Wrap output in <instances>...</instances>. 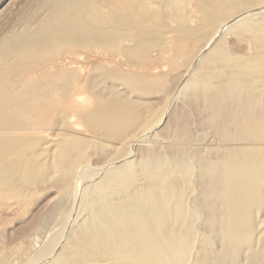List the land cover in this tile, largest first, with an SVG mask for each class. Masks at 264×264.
I'll return each mask as SVG.
<instances>
[{
    "label": "bare ground",
    "instance_id": "obj_1",
    "mask_svg": "<svg viewBox=\"0 0 264 264\" xmlns=\"http://www.w3.org/2000/svg\"><path fill=\"white\" fill-rule=\"evenodd\" d=\"M38 1L47 8L42 16L43 22L55 23L57 27L31 29L33 16H30L24 21V32L21 35H12L6 43H3V38L2 42L0 41V67H7L12 60L29 67L27 73L29 77L26 79L21 74H15L8 82L0 80V194L10 197L19 196L25 189L46 185L57 172L61 177L58 183L60 187L64 186L70 170L75 165L86 164L85 156L91 143H101L105 139L110 143L116 141L127 146L140 140V136L133 137L131 132L139 130L144 125L145 115L148 113L147 107L136 105L134 101L116 95L114 90L104 86L99 74L88 78L86 73L88 67L91 69V65L93 67L91 70L103 74L105 64L107 66L116 64L122 59L121 57L134 59L133 61L145 57L149 42L158 38L157 29L170 21H165L168 16L163 11H159L156 0ZM208 1L213 4L211 12L222 2ZM160 8L162 9L161 6ZM193 17L194 15L192 19ZM192 19L190 22L193 23ZM175 20L179 23L185 21L177 18ZM198 21L199 19L196 22ZM185 26L179 31L182 36L200 37L201 26L197 28ZM262 26L259 27L263 28ZM173 37L168 36V38ZM46 52H51L56 57L50 55L52 58L48 59L49 62L41 66L33 63L35 58H40ZM8 57L12 59L8 60ZM81 58L86 62H81ZM249 64L251 68H247V64L240 71L243 76L251 79L248 84L229 83L218 90L221 96L219 98H222L224 103L216 115L218 118H226L230 121L235 137L256 138L262 141L264 102L260 103V98L264 89V55ZM141 68L143 67L140 66L138 70ZM136 72H134L135 76H137ZM227 75L226 77L229 78ZM92 91H96L91 97L94 103H97L94 110L90 107L93 101L86 100L83 96ZM201 94L202 92L198 91L196 95L200 100L203 99ZM190 98L188 97L192 101ZM206 105L209 103L205 104V108ZM220 121L217 120V123ZM156 126L157 124L154 127ZM154 127L139 135L142 137L150 134ZM221 127L219 124L215 127V131L220 136L224 132ZM170 132L168 136L164 132V137H169ZM171 133L190 137L183 126L176 125ZM136 135L134 133V136ZM242 142L245 140L243 139ZM251 143L254 145L255 142ZM262 145H264L263 141ZM258 147L260 148L256 150L264 148ZM104 149L102 144L98 150L102 153ZM167 152L168 156L164 159L149 154L150 152H144L140 158L139 168L134 173L123 168H119L117 173H114L110 171L112 168H108L109 172H106L103 181L104 186H95L88 191L89 201L83 210L84 218L80 219L81 222L73 230L64 254L57 264H207L209 243L197 237V229L193 222L199 217L198 214L190 211L192 201H188L192 187L190 183L192 184L194 180H190L192 175L190 173L194 171L198 172V187L201 190L195 195L198 197L193 203L196 204L194 208L201 209L199 212L204 218L203 223L201 222L202 230L210 233L212 238L220 237V241L225 242L224 245L230 249V252L237 245H241V242L249 244V238L244 237L243 233L247 224H251L249 219L251 209L264 204V155L255 154L254 151L246 156L241 155L243 153L237 154L232 160L196 157L197 165L190 166L187 162H183L177 153ZM56 160L60 164L59 167L57 162L55 163ZM116 182L122 183V186L115 187ZM46 219L47 217L41 221ZM198 242L199 248L195 254L194 248ZM229 253L228 257L232 256V253Z\"/></svg>",
    "mask_w": 264,
    "mask_h": 264
},
{
    "label": "rangeland",
    "instance_id": "obj_2",
    "mask_svg": "<svg viewBox=\"0 0 264 264\" xmlns=\"http://www.w3.org/2000/svg\"><path fill=\"white\" fill-rule=\"evenodd\" d=\"M221 1V3L223 4H217L215 9L211 12L213 4L208 0H156L159 5V11H163V13L167 14L168 16L165 21H176L174 23L177 25L175 26L174 23H170V21H168L164 23L162 28L157 29L156 33L158 34V38L149 42L146 50L148 53L146 52L145 57L139 58L136 61H133L134 59L128 60L125 57H121L122 59H119L118 63L116 64H109V66L105 64L104 71H102L103 74L96 72L94 69L91 70L93 68L92 65L90 66L91 69L88 67V72H85L88 78H90L91 76H98L99 74V78L101 81H103L104 86L108 87V89L112 91L114 90L116 95H119V97L123 99L127 98L128 100H132L136 103V105H144L147 107L148 113L145 115L146 120L144 122V125L145 123L146 125H143L141 128H139V130L131 132V136H140V140L136 143H133L132 145L127 146L121 145L116 141L110 143L109 140L106 141L105 139V141L103 140L105 143L103 141L101 143H91L85 156V158H87L85 161L86 164H84L83 166L75 165L70 170V175L64 186L61 185L60 187V184L58 182L60 181L61 177L57 172L51 182L47 183L44 186L25 189L19 196L16 195L10 197V195L0 194V264H57L64 254L65 248L68 244L73 230L81 222L80 219L84 218L83 210L84 208H86L89 201L88 191L95 186H104L103 181L107 173L109 172L108 168H112L110 169V171H113L114 173H117L119 168H123L128 172L132 170L130 172L134 173V171L139 168L140 158L142 157V155H144V152H150L149 154H153L156 156L158 155V157L162 159L168 156L167 151H169L170 154L177 153L179 155L177 156L183 162H187L188 164H190V166L197 165V163H195L196 157H205L207 159L209 157L210 160H213L215 157L216 159L220 158L232 160V158L237 154L243 153L241 155L246 156L250 152L254 151L255 154L264 155V148L262 150H256L260 148L258 146L264 147V145H262V141L264 142V138L261 141L256 138H242V136L235 137L232 133L233 131L230 121H228L226 118V120L223 118H218L216 115V113L223 107L224 103V100L222 98H219L221 96L218 94V90L223 88L224 86H227V84L229 83L248 84L251 79L249 77L243 76L240 73L241 68H243L247 64V68H251V65L249 63L257 59L259 56L264 55V26H262L264 24V0ZM229 1H231L232 3ZM199 3L201 5H199ZM160 6L162 7V9L160 8ZM46 11L47 8H45V6L38 0H0V41L2 42L3 38V43H6L11 39L12 35H21L24 32V21L30 16H33L31 29L57 27L55 23L43 22L42 16ZM188 15L190 18H188ZM193 15L194 17L196 16V18L193 17L192 19ZM176 18L180 19L181 21H187L179 23L177 20H175ZM190 19L193 20V23L190 22ZM198 19L200 22H196ZM258 20L260 21L257 23ZM184 24L188 25L185 26ZM167 25L171 27H168ZM182 26H185L187 28H197L201 26L202 28L200 37L187 38L186 36H182L183 34L181 32L179 33ZM259 26H262L263 28ZM176 27L179 28L176 29ZM256 29H258V31H256ZM259 32H261V34ZM167 34L168 36L174 37L168 38ZM161 35H165L167 38L165 36L162 37ZM175 36L177 40L175 39ZM7 37L10 38L7 39ZM165 39H167V42L165 41ZM168 39L173 42L172 43L169 40L170 44L172 43V47L170 44H168ZM173 46H175L174 50ZM177 47H179L180 50ZM177 51H179V53ZM50 55H52L53 58L56 57L55 54L53 55V53L51 52H46L42 56H40V58H35L33 60V63H37L40 66L43 64H47L49 62L48 59L52 58ZM10 57H8V60L10 59ZM189 58L191 59L189 60ZM219 58H221L222 60ZM142 59L144 61H142ZM81 60V62L83 63L86 62L84 58H81ZM122 63H124V65ZM136 63L140 65L137 66ZM133 65L136 67H134ZM140 66L143 67L140 69L142 71L138 70ZM151 67L155 68L152 69ZM18 70L20 73L17 74ZM85 70H87V68ZM134 72H136L137 76H135ZM27 73H29V67L27 65L24 66L23 64L14 62L12 60L11 62H9L7 67H0V80L8 82V80L10 81L15 74H21L25 76L24 78L26 79L27 77H29ZM151 75L154 76L151 77ZM226 75L229 78H227ZM148 80H150V82ZM132 82L133 84H130ZM138 84L141 85L138 86ZM143 84L147 85L148 87H145ZM194 85H196L197 87L200 85L198 87V90ZM200 87L203 88L200 89ZM198 91L202 92L201 98L203 99L201 100L200 97L196 96L198 94ZM95 93L96 91H92L83 95L86 100L91 99V102L93 101L91 103L92 106L90 104L92 110H94L97 104L96 102L94 103V100L91 98ZM188 97H192L190 98L192 101H190ZM197 99L200 101H197ZM263 100L264 89L263 93L261 94L260 103L264 102ZM147 101L150 102L148 103ZM191 102L194 103L192 104ZM218 102H221V104H219ZM208 103L209 105H206L205 108V104ZM209 108L211 109L209 110ZM209 119L212 121L210 122ZM217 120L221 121L217 123ZM156 124L157 126L154 127ZM217 124L221 125L222 131H224L221 136L215 131V127ZM176 125L183 126L189 132L190 137L187 138L176 136L175 134L171 133ZM152 127L154 128L150 131V134L148 133L147 135L141 137V135L145 131ZM169 130H171V132ZM163 131L166 132V135L170 132V138L167 137L168 135H165L166 137H164ZM134 133L136 136H134ZM157 137L161 138L158 139ZM179 137L180 139H178ZM239 138H241L242 140L244 139L245 142L248 143L242 142V140ZM248 140H252L251 142H255L254 145ZM171 142H174L175 144H172ZM199 142L202 143L199 144ZM102 144L103 148H105L103 151L104 153L102 152L103 154L98 150L102 147ZM174 146L176 147L174 148ZM172 147L174 149H172ZM182 150L183 152H181ZM187 156L190 158H188ZM102 157L105 158L103 159ZM55 163L59 167L60 164L57 160L55 161ZM103 165L107 166L105 167L106 169ZM190 175L192 176H190V180L192 181V179H194L192 181V184L196 186L194 188V186L190 183V186L192 187L190 188L191 193H189L188 195V201H192V207L190 211L195 212V214H198L197 216L199 217L193 222L195 229H197L198 231H196V235H198L197 237L201 238V240H206V242L209 243L206 256L207 264H264V204L254 206L251 209V213L249 216L251 224H247L243 233L244 237L249 238V244L246 245L242 244L241 242V245H237L236 248H233L230 252V249L224 245L225 242L220 241V237L218 238L217 236V238H212V235L210 233L202 230L201 225L204 218L202 217V215H200L201 212L199 211H201V209L198 210L194 208L196 207V204L193 203L196 202V198L198 197L195 195L201 190L200 187H198L199 175L196 171L191 172ZM114 186L120 187L122 186V183L116 182ZM67 195L69 196L67 197ZM115 195L117 196V194ZM46 217V223H43L45 221L41 220H44V218ZM50 241H52V243ZM198 246L199 242L195 245V254L198 251ZM229 252L232 253V256L228 257L227 254ZM236 254L239 255L237 256Z\"/></svg>",
    "mask_w": 264,
    "mask_h": 264
}]
</instances>
